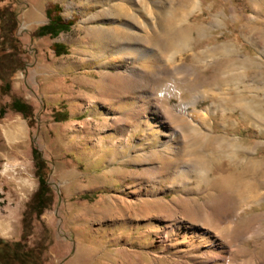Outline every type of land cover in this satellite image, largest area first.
Returning a JSON list of instances; mask_svg holds the SVG:
<instances>
[{
	"label": "rangeland",
	"instance_id": "rangeland-1",
	"mask_svg": "<svg viewBox=\"0 0 264 264\" xmlns=\"http://www.w3.org/2000/svg\"><path fill=\"white\" fill-rule=\"evenodd\" d=\"M20 1L25 7L32 0L0 6L19 9ZM58 5L72 26L40 36L39 26L24 28L21 18L19 48L4 59L6 72L16 70L10 91L1 90L0 79V237L24 239L40 264H222L206 253V229L222 235L211 216L233 201L228 224L241 232L229 263H258L264 257V0ZM133 68L144 71V80L127 79ZM172 80L183 84L179 95L160 97L159 88ZM18 97L31 106L27 116L11 107ZM137 99L162 107L177 129L175 155L167 150L168 124L152 128V112L130 117ZM183 119L210 138L201 152L210 155V178L226 180L206 181L194 167ZM19 124L23 138L10 140L8 130ZM33 146L46 161L51 189L41 217L31 210L39 187ZM162 166L163 173L147 174ZM181 220L191 228L173 237Z\"/></svg>",
	"mask_w": 264,
	"mask_h": 264
},
{
	"label": "bare ground",
	"instance_id": "bare-ground-1",
	"mask_svg": "<svg viewBox=\"0 0 264 264\" xmlns=\"http://www.w3.org/2000/svg\"><path fill=\"white\" fill-rule=\"evenodd\" d=\"M180 30L181 29H179V28L175 29V33H177ZM179 36H181V35H179ZM179 39H177V40H179ZM175 42H177V41H175ZM173 45H174V43H173ZM127 79H130V81H133L131 79H134V80H138V79L142 80L143 79L144 80V71L139 70L137 68H133L132 70H130V76ZM179 81L172 80L167 85H164L161 88H159L158 94L160 95V97L165 92H168L169 94L171 93L172 95L178 96L179 95V87L181 85H183ZM104 95L102 94L103 98H105ZM135 103H136V108L133 111V113L130 114V117H133L136 115H140L139 117H141L148 112H152L153 116L150 118V121H152L154 123L152 128L156 127L158 129H160V126L162 125V123H165L166 125L168 124L167 125V128H168L167 129V132H168L167 136L169 138H168L167 142H168V144H170V146L167 148V150L172 153V156L175 155V153H177L178 150L180 151L181 150L180 146L177 148H175L174 146H171L172 143H175L176 140L179 141V139H178L179 132L177 131V129H175L173 127L174 125L173 126L170 125L169 118L165 116L166 114L162 113L163 112L162 107L152 105L150 103V100L137 99ZM169 110L170 109L168 107V109H166V113H168ZM128 118L129 117H126V119L124 118V120L126 122H128ZM180 118H178V119H180ZM181 124L186 128V130L189 133L186 135V138L184 139V142H185L184 144L187 145L186 151L189 155H191L190 161L192 162L194 167L197 169V171H199V173L202 176H206V181H209V182H217V183L219 182L220 183V182H223L224 180H226V177L223 175H214L213 177L210 178V174H209L210 168L208 166V162L210 160V155L207 152L201 153L206 148H210L209 145H212L210 138L207 136V134L199 131V129L197 127L191 125V123L186 121L185 119H183V123H181ZM174 132L175 133L177 132L176 138H173L174 134H175ZM23 133H24V127L22 126V124H19L16 126L15 129L8 130L7 135H8L10 140H15V139H22ZM213 150L217 151L216 149H213ZM165 169H166V166H162V167H159L156 169L151 168V169L147 170V174H153V173H157V174L160 173L161 174L165 171ZM180 202L182 203V202H184V200L181 199ZM232 202L233 201H229L226 203V205L224 206V210L220 214V216H214V214L211 216V218L215 219L214 220L215 228L222 234V235H220L221 237L217 236L215 233H212L206 229V236H207L206 241L208 242V244L206 246L209 248V250L206 251V253L209 254V256L214 255V254L217 255V258H216V259H218L217 261L221 262L222 264H230L229 263V261L231 260L230 255H233L235 253V251L233 249H231V242H233V240L236 239V236H238V234H240V232H241V230L239 228H237V226H235V224L234 225L228 224V219H229L228 217L231 216L232 213L234 212V210L236 209V203L234 204V202L233 203ZM187 208H188L187 212L189 214H192V215L196 214L194 212V210H196V207H194L192 205H188ZM200 213L202 214V210ZM207 218H208V215H207ZM207 218H206V223L209 219V218L208 219ZM191 225L192 224H188L186 221H182V220L180 222L176 223L173 226V231H174L173 237H177L176 235L178 233L183 232L184 229L191 228ZM183 236H184V234H183ZM173 237H172V239H173ZM168 238L171 239V236L170 237L168 236ZM212 248H214L216 251L211 252L210 249H212ZM196 252H197V256H198L200 249H196ZM256 264H264V257L262 259H260L259 262Z\"/></svg>",
	"mask_w": 264,
	"mask_h": 264
},
{
	"label": "trees",
	"instance_id": "trees-1",
	"mask_svg": "<svg viewBox=\"0 0 264 264\" xmlns=\"http://www.w3.org/2000/svg\"><path fill=\"white\" fill-rule=\"evenodd\" d=\"M19 4L21 5L22 2L20 1ZM24 8L25 7L22 5L19 9H15L11 5L0 6V79L2 81L1 90L4 92L11 90L12 84L9 77L16 70L15 67L6 72L4 59L9 55L15 54L19 48L20 39L17 30L19 25H21V14ZM47 16L49 21L38 27L36 31L37 35L42 36L51 34L57 36L63 30L69 29L73 24L71 20H64L60 13L58 3H51L48 5ZM54 48L56 52L59 53L62 45L55 43ZM11 107L24 116H27L32 110L31 106L19 97L13 99ZM1 111H3V109H1ZM32 154L36 164L39 187L34 194L31 210L36 213L38 217H41L42 213L52 202L50 197L51 189L47 180V172L45 171L46 161L40 151L34 146L32 147ZM34 253L32 247H28L24 239L10 243L0 237V264H40Z\"/></svg>",
	"mask_w": 264,
	"mask_h": 264
},
{
	"label": "crops",
	"instance_id": "crops-1",
	"mask_svg": "<svg viewBox=\"0 0 264 264\" xmlns=\"http://www.w3.org/2000/svg\"><path fill=\"white\" fill-rule=\"evenodd\" d=\"M51 3H60V0H32L26 3L21 18L26 27L43 25L48 22L47 7Z\"/></svg>",
	"mask_w": 264,
	"mask_h": 264
}]
</instances>
